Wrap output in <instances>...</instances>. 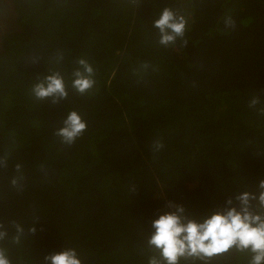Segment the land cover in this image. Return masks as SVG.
I'll use <instances>...</instances> for the list:
<instances>
[{
	"label": "trees",
	"instance_id": "obj_1",
	"mask_svg": "<svg viewBox=\"0 0 264 264\" xmlns=\"http://www.w3.org/2000/svg\"><path fill=\"white\" fill-rule=\"evenodd\" d=\"M14 3L19 30L0 51L9 264H50L67 249L81 264H167L149 244L155 219L183 206L184 222L202 223L240 211L245 192L264 218V0ZM165 8L185 22L167 46L154 26ZM80 59L94 70L84 93L72 87ZM53 73L67 91L57 103L33 94ZM72 111L86 129L68 144L56 132ZM253 255L233 246L178 264H251Z\"/></svg>",
	"mask_w": 264,
	"mask_h": 264
},
{
	"label": "clouds",
	"instance_id": "obj_2",
	"mask_svg": "<svg viewBox=\"0 0 264 264\" xmlns=\"http://www.w3.org/2000/svg\"><path fill=\"white\" fill-rule=\"evenodd\" d=\"M154 26L160 32L159 43L167 46L177 37L183 36L185 22L182 17L177 18L170 9L165 8L154 21ZM78 64L80 67L73 73L72 87L84 93L94 84V70L85 59H80ZM33 94L38 99L52 97L53 103H57L67 96V91L62 76L53 73L33 86ZM63 124L56 135L68 144L74 142L86 129V123L75 111L68 114ZM19 167L17 165L18 170ZM12 182L15 184L16 180L13 179ZM259 187L264 190V180L260 181ZM238 199L242 205L240 211L231 208L226 214L215 213L202 223L192 220L184 222V208L177 206L174 212L160 215L153 221L155 232L151 235L149 244L159 250L167 264H178L179 258L184 256L211 257L226 252L233 246L241 251L250 250L254 254L251 264H261L264 261V218L249 211V193L241 194ZM259 201L264 206V191L260 192ZM2 228L3 225H0V229ZM6 235V231H0V240ZM46 260L50 264H81L74 249L51 254ZM0 264H9L3 250H0ZM149 264H158V261L153 258Z\"/></svg>",
	"mask_w": 264,
	"mask_h": 264
},
{
	"label": "flooded vegetation",
	"instance_id": "obj_3",
	"mask_svg": "<svg viewBox=\"0 0 264 264\" xmlns=\"http://www.w3.org/2000/svg\"><path fill=\"white\" fill-rule=\"evenodd\" d=\"M14 0H0V51L3 39L12 32L19 30Z\"/></svg>",
	"mask_w": 264,
	"mask_h": 264
}]
</instances>
